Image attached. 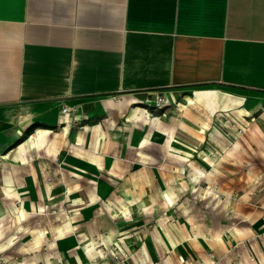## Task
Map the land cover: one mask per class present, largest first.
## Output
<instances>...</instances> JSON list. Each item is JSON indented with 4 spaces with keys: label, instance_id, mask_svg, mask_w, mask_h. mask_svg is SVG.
<instances>
[{
    "label": "rangeland",
    "instance_id": "374dc122",
    "mask_svg": "<svg viewBox=\"0 0 264 264\" xmlns=\"http://www.w3.org/2000/svg\"><path fill=\"white\" fill-rule=\"evenodd\" d=\"M189 95L139 94L112 121L75 106L25 161L7 141L0 264H264V95L247 119ZM13 118L0 111L6 135Z\"/></svg>",
    "mask_w": 264,
    "mask_h": 264
},
{
    "label": "crops",
    "instance_id": "0c3cea01",
    "mask_svg": "<svg viewBox=\"0 0 264 264\" xmlns=\"http://www.w3.org/2000/svg\"><path fill=\"white\" fill-rule=\"evenodd\" d=\"M167 89L211 119L256 113L264 0H0V111L15 113L8 135L0 120V148L10 142V157L41 148L65 106L112 121L137 95ZM22 126L35 132L14 150Z\"/></svg>",
    "mask_w": 264,
    "mask_h": 264
},
{
    "label": "bare ground",
    "instance_id": "6f19581e",
    "mask_svg": "<svg viewBox=\"0 0 264 264\" xmlns=\"http://www.w3.org/2000/svg\"><path fill=\"white\" fill-rule=\"evenodd\" d=\"M69 113V110L68 109H66V110H64V108L62 109V114H68ZM242 115V114H241ZM243 117V116H242ZM45 132H48V133H51V131H45ZM35 137V136H34ZM33 141H34V138H33ZM30 145H33L34 147H35V145H37V144H35V142L33 143V142H30ZM39 145H41L40 143H38V146ZM13 156V155H12ZM24 160V159H23Z\"/></svg>",
    "mask_w": 264,
    "mask_h": 264
},
{
    "label": "built area",
    "instance_id": "2783aa9c",
    "mask_svg": "<svg viewBox=\"0 0 264 264\" xmlns=\"http://www.w3.org/2000/svg\"><path fill=\"white\" fill-rule=\"evenodd\" d=\"M67 108H64V110H66Z\"/></svg>",
    "mask_w": 264,
    "mask_h": 264
}]
</instances>
